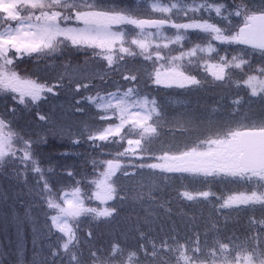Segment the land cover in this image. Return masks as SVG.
<instances>
[{"label": "snow or ice", "instance_id": "1", "mask_svg": "<svg viewBox=\"0 0 264 264\" xmlns=\"http://www.w3.org/2000/svg\"><path fill=\"white\" fill-rule=\"evenodd\" d=\"M149 7L158 18H142L139 7L125 0H0V172L11 169V178L34 197L22 213L13 208L14 219L23 223L42 207L49 240L30 264H264V242L255 236H222L218 230L209 236L194 216L183 234L174 222L169 228L162 223L174 214L167 195L175 180L211 184L230 177L249 190L215 203L211 191L179 195L226 210L258 206L264 214V114L233 122L240 98L233 100L232 120L185 112L170 132L188 139L157 150L166 109L138 87L146 76L165 88L199 90L201 66L223 85L239 71L237 86L242 83L264 105V0H152ZM182 18L187 22H177ZM54 60L61 61L56 74L40 76L41 63L48 68ZM137 62L150 70L130 66ZM117 74L123 87L111 80ZM62 95L72 96L76 112L94 109L79 132L41 111ZM20 111L31 113L45 131L17 129ZM65 137L73 145L83 139L111 157L93 159L90 174L67 171V189L41 155L42 144ZM116 146L114 153L104 152ZM122 177L129 183L120 184ZM93 201L100 206H90ZM128 202L143 214L128 217L120 237L103 245L92 230L82 234V223L111 224ZM255 222L264 231V218ZM0 257V264H10L4 252ZM11 264L29 261L21 254Z\"/></svg>", "mask_w": 264, "mask_h": 264}, {"label": "trees", "instance_id": "2", "mask_svg": "<svg viewBox=\"0 0 264 264\" xmlns=\"http://www.w3.org/2000/svg\"><path fill=\"white\" fill-rule=\"evenodd\" d=\"M126 3L139 7V15L143 17H159L158 13H153L149 7L152 0H125ZM177 22H187L186 18L179 19ZM82 59V58H81ZM142 59V58H140ZM59 60L50 61V67L45 68L41 63L38 74L40 76H54L59 70ZM137 69L150 70V65L137 62L134 65ZM29 69L33 68L32 64L26 65ZM29 74H32L31 71ZM198 78L202 80L203 88L199 90L193 89H177L160 87L143 77L140 80V87L150 97H155L157 102L166 109V119L163 123V131L158 143L153 147L157 150L167 148L170 143H180L188 139V137L175 135L173 136L170 129L173 128L172 121L185 112H190L197 117H204L206 120L215 119H229L232 116L229 113L234 111L235 106L233 100L240 98L241 106L235 111V119L233 122H248L243 111L248 108L247 103L250 100H255L260 104L262 111L264 105L261 104L259 98L251 97L250 91L242 83L238 85L241 80V73L237 71L233 75V80L223 85L221 82L215 81L209 72H205L203 66L198 69ZM111 80L117 85L123 87L126 82L120 79V76L113 75ZM128 86H132L129 84ZM111 90L115 89L110 84ZM206 91L205 97L204 93ZM79 99V97H77ZM3 109V99L0 98V110ZM43 112L50 111L53 115L54 121L57 125L70 129L72 132H79L85 123H90V116L94 109H89L86 113L75 111L74 101L71 95L60 96L52 99L49 104L42 108ZM253 119V118H249ZM15 127L29 133H42L45 131L42 124L37 122L31 113L20 111L15 119ZM126 146V145H125ZM117 147L104 149V152L114 153ZM122 150V149H121ZM67 153V155H61ZM160 151L156 155H161ZM41 155L44 166L52 167L54 169L55 177L60 180L61 187L66 189L72 185V180L66 177L67 171L74 173L90 174L92 172V160L111 158L108 156H101L99 151L90 146L89 143L81 139L79 145H73L72 142L65 137L64 139L56 138L49 139L47 144L41 145ZM11 169L7 173L0 172V252L6 254V258L11 262L17 260L23 254L27 258L29 264L33 258L39 260L42 248L46 251V246L49 243L47 238V228L45 226V215L42 207H34L31 213V219H26L23 223H17L13 216V208L17 212L22 213L24 205L31 203L34 197L29 194L28 187L22 181H17L11 178ZM120 175L119 173L117 174ZM80 179L81 176H77ZM120 184H127L129 181L126 178L119 180ZM250 185L233 181L230 177L217 178L211 184L204 182H193L188 180H175L168 192L167 198L172 201L169 205L173 208V215L169 220L164 217L162 223L165 228H169L175 223L178 230L183 229L185 225H190V217L196 218V224L200 225V230H208L209 236H212L218 230L222 236H236L245 237L249 240L251 237H257L258 242H264V231L262 226L256 223L264 218L259 207L255 210L245 208L243 210H226L219 209V204L213 208L211 203H195L186 201L180 192L184 190H206L211 191L215 195L210 197L214 203L219 197H227L228 195L237 192L248 191ZM8 199L5 201L4 196ZM109 205L116 203L115 201L108 202ZM90 206H100L99 202L93 201ZM187 213L186 216L176 215L177 212ZM120 215L111 224H100L97 227V222L86 221L81 224L82 234L92 230L98 234V243L107 245V243L120 237L121 232L126 230L128 224V217H135L142 215L143 209L134 203L128 202L122 208H119ZM212 223H215L216 229H212ZM22 246V248L20 247ZM5 257H0L3 259Z\"/></svg>", "mask_w": 264, "mask_h": 264}, {"label": "rangeland", "instance_id": "3", "mask_svg": "<svg viewBox=\"0 0 264 264\" xmlns=\"http://www.w3.org/2000/svg\"><path fill=\"white\" fill-rule=\"evenodd\" d=\"M210 73V72H209ZM174 88H178V87H176V86H173ZM202 88H203V86H202ZM179 89H181V88H179ZM204 89V88H203ZM115 89H113V91H114ZM204 94V97H205V95H207L206 94V91L205 92H203ZM247 106H248V108L247 109H245V111H243V115H246L245 117H247V118H255V119H259L260 118V116L262 115V114H264V111H262V109H261V106H260V104L259 103H257L255 100H250L248 103H247ZM118 174V173H117ZM97 202H99V201H97ZM110 202V201H109Z\"/></svg>", "mask_w": 264, "mask_h": 264}]
</instances>
